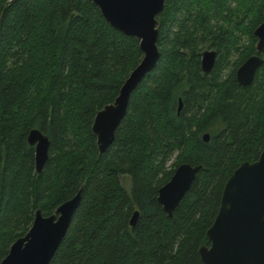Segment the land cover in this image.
I'll return each mask as SVG.
<instances>
[{"label": "trees", "instance_id": "trees-1", "mask_svg": "<svg viewBox=\"0 0 264 264\" xmlns=\"http://www.w3.org/2000/svg\"><path fill=\"white\" fill-rule=\"evenodd\" d=\"M156 18L155 66L99 154L93 116L139 61L138 39L90 0H0V260L34 210L52 213L81 186L48 264H202L197 248L225 179L264 142V48L256 52L252 34L264 0H164ZM236 33L237 58L225 71ZM205 47L217 52L209 74L199 68ZM251 54L262 62L242 86L233 67ZM31 128L49 140L39 173ZM179 163L201 167L167 216L156 191Z\"/></svg>", "mask_w": 264, "mask_h": 264}, {"label": "water", "instance_id": "water-1", "mask_svg": "<svg viewBox=\"0 0 264 264\" xmlns=\"http://www.w3.org/2000/svg\"><path fill=\"white\" fill-rule=\"evenodd\" d=\"M90 1L109 25L136 37L141 52L139 61L120 84L116 96L93 116L90 131L100 154L113 140L130 93L155 66L159 55L156 14L162 9L164 0ZM252 34L256 38V52H260L264 47V19L255 25ZM214 55L212 49L202 50L200 68L203 72L211 69ZM261 62L258 54L246 57L235 70L237 83L249 84ZM207 138L208 134L203 133L201 139L207 141ZM25 139L33 147L34 171L39 173L47 158L48 137L31 128ZM200 167L198 164L179 163L168 180L157 188L156 201L167 216L188 190ZM80 192L81 186L48 215H42L39 209L34 210L30 226L10 243L0 264H48L79 203ZM137 214L133 210L129 226H133ZM205 238L207 244L197 248L202 264H264V142L255 160L239 163L225 179L218 207L205 230Z\"/></svg>", "mask_w": 264, "mask_h": 264}, {"label": "flooded vegetation", "instance_id": "flooded-vegetation-1", "mask_svg": "<svg viewBox=\"0 0 264 264\" xmlns=\"http://www.w3.org/2000/svg\"><path fill=\"white\" fill-rule=\"evenodd\" d=\"M255 37V36H254ZM234 40V42H232V46L230 45V47H229V56H227V60H229V63H227V65L226 66H224V70L225 71H228L229 69H231V67L233 66L231 63L232 62H234L233 60L235 59V58H237L236 57V54H237V33H236V35H235V38L233 39ZM255 42H256V38H255ZM254 45H255V43H254ZM264 48V47H263ZM262 48V49H263ZM204 49H212V50H214V53H215V55H214V59H213V64H214V61H215V59L217 58V52H216V49L215 48H213V47H205V48H203L202 50H204ZM202 50H201V52H202ZM252 55V54H251ZM200 56H201V53H200ZM200 56H199V68H200ZM250 56V55H249ZM248 57V56H247ZM260 57V56H259ZM261 59H262V57H260ZM239 66V64L237 65H235L234 67H233V72H232V74H233V78H234V80H235V82L237 83V81H236V79H235V70H236V68ZM212 67H213V65H212ZM212 67H211V69H212ZM211 69L209 70V71H207V72H203L202 70H201V68H200V72L202 73V74H209V72L211 71ZM224 70L221 72L222 74H224ZM223 76V77H222ZM221 77H222V79L224 78V75H222ZM223 82V81H222ZM238 84V83H237ZM240 85V84H239ZM248 85V84H247ZM243 86V85H242ZM179 102V103H178ZM181 98H178L177 99V107H176V111L178 112L179 111V109H180V107H181Z\"/></svg>", "mask_w": 264, "mask_h": 264}, {"label": "rangeland", "instance_id": "rangeland-1", "mask_svg": "<svg viewBox=\"0 0 264 264\" xmlns=\"http://www.w3.org/2000/svg\"><path fill=\"white\" fill-rule=\"evenodd\" d=\"M244 39V38H243ZM246 39V38H245ZM172 160V157H171V159L168 161V164L170 163V161ZM121 182H122V184L124 185V186H126L127 184V181L125 180V178L123 179V177H121Z\"/></svg>", "mask_w": 264, "mask_h": 264}]
</instances>
